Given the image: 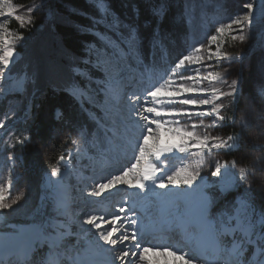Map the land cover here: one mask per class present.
<instances>
[{"label": "snow or ice", "instance_id": "snow-or-ice-1", "mask_svg": "<svg viewBox=\"0 0 264 264\" xmlns=\"http://www.w3.org/2000/svg\"><path fill=\"white\" fill-rule=\"evenodd\" d=\"M35 10L38 8L27 7L29 13ZM154 11L159 15L162 7ZM17 12L18 7L13 0H0V17H13L21 27L33 23L31 16L18 15ZM261 16L264 17V0ZM255 20L253 2H242L239 11L228 22L219 23L215 33L207 37L206 43L193 46L191 51L181 55L170 71L142 94L133 91L116 97L112 96L110 87L104 89L106 96L117 103L121 98L126 100L127 115L122 117V130L105 127L102 140L92 145L97 148L98 155L90 159L94 170L99 168V174L90 178L93 184L87 195L101 197L107 193L105 201L119 195V207L113 203L114 211L111 213L87 214L75 233L77 245L63 251L60 249L65 237L72 234L67 222L59 223L53 218L29 228H17L4 244L9 256L16 257L15 264H95L94 259L82 260L78 252L75 256L71 254L78 248L81 238L91 248L93 257H104L106 264H116V261L120 264H161L159 258H163V264H172L168 257L180 264H250L246 254L252 249L257 254L256 264H264V210H260L249 196L214 211L218 198L209 194L208 189L212 185L201 176L207 163L206 154L211 156L214 150L217 154L222 149L237 150L241 139V133L224 137L208 131L222 128L226 123H235L234 113L224 114L226 106L221 101L229 96L233 97L232 103H235L240 93L236 80L228 85L230 90L224 92L215 86L217 82L227 83L224 75L218 71H202V68L213 67L206 61L215 60L217 64L230 61L232 57L222 51V45L229 37L232 41L247 40L245 29ZM23 39L22 34L11 32L8 20L0 22V80L6 78V70H9L7 78L13 80L9 66L17 62L16 46ZM125 42L134 48L135 28L130 27ZM93 51L89 47L90 55ZM103 63L97 51L96 65L102 66ZM193 65L198 67L193 68ZM73 71L85 75L79 68ZM29 79L28 74L24 73L19 77V87L10 85L0 88V95L21 91ZM204 81L208 82L207 86ZM66 90L78 100L87 96L75 82L69 84ZM260 94L264 96V90ZM198 106L211 107L204 110ZM206 117L212 119L206 122ZM8 119V113H4L3 119H0V130H5L9 136L4 143L9 148L16 144L24 145L30 137L23 135L13 138L11 129L7 127ZM241 124L243 130L247 126L243 117ZM80 135L83 137V133ZM72 143L76 145L77 155L87 153V142L84 146L78 140ZM9 159L12 157L9 156ZM173 159L179 160L180 165L172 164ZM64 160L65 156L60 155L50 177L62 176L58 165ZM236 167L235 159L223 163L216 160L211 175L230 177L219 186L221 196L257 171L253 164L242 165L238 168L237 178L232 172ZM49 183L51 185L53 182L49 179ZM54 183L59 185V180ZM5 192V186L0 185V214L5 209H12L23 198L21 193L9 200ZM89 203L103 205L104 201L91 200ZM153 208L159 214V224H145L144 217ZM55 210L60 215L68 214L66 206L58 199ZM84 225L91 227L85 228ZM49 228L55 229L54 236L48 232ZM158 229L182 236L188 251L171 245L149 243L146 246V238ZM45 243L49 245L48 253L36 259L37 248ZM0 264L4 262L0 261Z\"/></svg>", "mask_w": 264, "mask_h": 264}, {"label": "rangeland", "instance_id": "rangeland-1", "mask_svg": "<svg viewBox=\"0 0 264 264\" xmlns=\"http://www.w3.org/2000/svg\"><path fill=\"white\" fill-rule=\"evenodd\" d=\"M88 1L94 5L97 10L95 15L91 17L93 23L91 31L103 41L104 46H91L94 51L91 55L89 54V57L86 59V61H90L86 63L90 69H80L85 73V75H81V81L86 85L81 83L82 85L80 84L79 86L84 89L87 96L82 100H77L86 116L91 118L93 122H91V126L76 125L73 129H70L66 121H63L55 129L62 137L71 139V142L73 140H78L82 146L87 142V153L77 155L76 145L72 143V147L69 151V153H71L70 162L68 157L67 160L61 162L59 166L62 170L63 177L47 176L43 182V191H41L42 183L40 179L30 176L25 172V167L20 159L19 153L15 151V146L12 148L7 147V144L4 142L9 140V136L5 134V130H0V164L2 168L6 167L12 172V176L10 175L8 179L11 182V187L8 188L9 181L3 184L6 188L5 195L10 200L23 193V198L18 201L16 205H13L12 209H5L3 213L0 214V226L5 220L12 219L20 222V224L17 225H14V223L10 224L11 227H15L16 230L23 224H38L39 222L36 221V213L39 200L43 197L42 193L46 194L45 192L51 188H54L53 193L49 196L52 199L55 216L53 218L59 223L67 222L69 230H72V227H74L75 233L79 231L80 225L87 214L95 213L97 215H102L106 212L111 213L114 211L113 203H115L116 207H119V202L121 200L119 195L110 198L108 201L104 199L105 196L108 195L107 193L101 197H88L87 195L93 184V180L90 178L99 174V168L96 167L94 170L93 163L90 159V157L98 155L97 148L92 145L96 143L97 140H102L105 127H117L122 130V117L127 115L126 100L121 98L119 103H117L112 97L106 96L104 89L110 87L112 89V96L121 97L124 95L123 90L126 89L125 85L133 81L131 83L133 86L130 87L133 88L132 91L142 94L146 89L152 87L161 77H164L166 72L170 71L171 67L174 66V63L181 55L187 54L191 51L193 46L206 43L207 37L215 33V28L219 23L228 22L230 17L239 11L242 2H248V0H176L178 6L177 13L179 19L184 22L186 34L181 45L175 46L174 48L168 46L165 40L166 37L163 38L160 42L161 49L156 51L161 65L157 68L150 69L141 62L140 52L136 45L137 42L134 48H130L128 43L125 42L128 36L123 37L120 33L113 35L112 31H108L117 29L116 26L119 22L111 16V8L106 0ZM251 2L254 4V12L257 11L261 14L262 0H251ZM13 3L18 7V15L32 17L33 23L31 25H33L36 20L45 25L54 15V13L50 11V5L48 7L33 1L28 7L38 8V10L29 13L27 12V7L21 6L18 0H13ZM13 19V17H0V22L8 20L11 32L14 34H22L24 37L23 41L16 46V53H18L16 58L17 61L21 57L20 52L27 40V36L25 33H19V31L11 28ZM98 24H105L108 29L104 32L95 29ZM19 28L26 29L27 26H20ZM245 31L248 34V39L244 42L232 41L229 37L226 43L222 45V51L228 53L232 57L230 61H220L219 64H217L215 60L206 61V64L211 63L213 67L210 69L202 68V71L221 72L227 83L217 82L215 86L220 87L224 92L230 90L228 85H230L233 80L238 82L237 88L240 94L237 99L240 100L241 110L235 117L234 125L243 135H241L239 147L237 149L240 151L238 154L239 159L236 160L237 167L232 169V172L238 178V168L240 166L246 164L255 165L257 169L255 175L249 176V179L245 180L244 183L249 186V181H251L250 187L256 188V194L264 204V96L260 94L261 90H264V17L261 16L258 21L255 20ZM119 36L121 40L118 39ZM97 51L99 57L104 62L102 66L96 65ZM40 53L42 52L39 51V54ZM12 65L13 64H10L9 69ZM26 65L29 66V74L27 72L25 73L30 77L27 83L32 84L36 76L33 60L28 57L26 59ZM192 67L196 68L198 66L193 65ZM92 71L101 72L103 77L92 79ZM8 75L9 70H6V78L0 80V88H7L10 85L14 88L19 87V77L21 74H10L13 80H9L7 78ZM243 76H245V80H243ZM13 81H15V83ZM203 83L205 86L208 85L207 81ZM26 84L21 91L14 90L7 95H0V98L5 97L4 100H6L5 113H8L9 116L7 127L11 129L13 138L16 134L17 126L11 124V122H14V119H17L15 122L26 120L28 117H31L32 113L29 109H26L24 113L20 114V116L18 115V113L22 111L24 96L28 89ZM246 86L251 90L250 93L244 91V87ZM225 97H223L222 100L225 99ZM85 104L93 106L97 111H92L90 107L85 106ZM190 107L195 108L197 106ZM198 107L204 110H210L211 106ZM45 116H48L47 111L45 112ZM242 117L247 124L243 130L241 124ZM1 119H3V115ZM193 119L196 118L193 117ZM211 119V117H206L205 121L208 122ZM113 121H115V125ZM185 122L187 123L188 121L185 120ZM95 123H97V125H95ZM223 128L224 127L209 129L208 131L213 135H223ZM200 131H203V129H200ZM81 133H83V137H81ZM109 135H111L110 132ZM31 147L36 154L41 156H46L50 150L49 145L38 141L32 142ZM226 151L227 150L222 149L219 150L217 154L216 150H214L211 156L207 154L205 156L207 163L201 171V176L204 177L209 185H212V187L208 189L209 193H211L212 190H219V186L230 179L229 176L214 177L211 175L212 171L215 170L216 160H220L222 163L224 161H231L228 159ZM9 156H11L12 159H9ZM121 163H123V161H121ZM171 163L176 166L180 165L179 160L176 161L173 159ZM116 167H119V165H116ZM49 179L53 182L51 185ZM57 180H59V185L54 183ZM60 186H62L61 189H59ZM231 189H233V187L229 190ZM59 193H66L65 200L58 198ZM57 199L66 206L67 215H60L56 212L55 204ZM91 200L104 201V204L93 205L89 203ZM177 203L180 202L177 201ZM159 219L160 217L157 212L152 216L148 213L144 217V223L158 225ZM84 227L89 228L91 226L84 225ZM0 231H2L1 228ZM5 232H8L7 235L9 236L15 233L14 230H7ZM48 232L53 236L55 235V229L49 228ZM74 237L75 243L77 244V236L75 235ZM149 243L152 245H171L188 251L183 237L164 230L161 232L158 229V232L156 231L154 234L150 235V239H148L145 245L147 246ZM87 246L88 244L81 238L79 241V247H82L80 250V253L82 252L81 254H83ZM104 247L107 246L105 245ZM118 247L120 246L118 245ZM253 250L254 249L250 250L246 254L250 260V264H256L257 254L252 257ZM48 251L49 245L46 243L43 247L37 248L35 258L39 259L48 253ZM208 254L211 256V252ZM159 259L161 264H163V258ZM167 259L171 261L172 264H180V262L174 261L172 257H168ZM4 264L8 263L4 261ZM116 264H120V262L116 261Z\"/></svg>", "mask_w": 264, "mask_h": 264}, {"label": "trees", "instance_id": "trees-1", "mask_svg": "<svg viewBox=\"0 0 264 264\" xmlns=\"http://www.w3.org/2000/svg\"><path fill=\"white\" fill-rule=\"evenodd\" d=\"M20 5L28 7L33 1L40 5L51 6L50 11L54 13L51 20L43 23L34 22L28 25L26 29H20L18 21L13 19L11 28L23 32L27 40L20 52L21 57L10 68V74H29V66L26 65V59L29 57L34 62L35 80L32 84L27 83L26 95L24 93V103L22 111L29 109L31 117L26 120L14 119L11 124L17 126L15 136L28 135L29 141L24 145H15V151L19 153L21 161L25 167V172L30 176L40 179L42 183L47 176H50L52 167L57 165L60 155L69 157V151L72 147L71 139L62 137L55 129L66 121L67 126L73 129L76 125L91 126V118L86 116L78 100L67 90V86L73 82L77 85L81 83V75L73 71L75 67L90 69L85 63L89 57L88 49L93 45L103 47V41L91 31L92 16L96 13V8L88 0H18ZM111 8V16L119 24L117 29H112L113 35L120 33L123 37L129 35V29L135 28L137 49L140 52L141 62L150 68L160 66L158 54L156 51L161 49L160 42L165 38L168 46L174 48L182 43L185 36L184 22L179 19L178 6L176 0H106ZM159 15L154 11L160 9ZM35 20V19H34ZM95 29L104 32L108 29L105 24H98ZM177 38V39H175ZM120 39V37H119ZM39 51L42 53L39 54ZM28 53V54H27ZM91 71V70H90ZM92 78H102L101 72L92 71ZM245 80V76H243ZM29 82V81H28ZM81 84V85H82ZM94 85V83H93ZM95 86V85H94ZM244 91L251 92L246 86ZM25 92V91H24ZM0 98V119L5 113L6 100ZM233 98L225 97L221 102L225 104L226 115H233L234 120L237 113L241 110L240 100L232 103ZM85 106L97 111L88 104ZM47 111L48 116H45ZM59 112V113H57ZM97 125V123H95ZM96 129V127H95ZM232 133H241L234 124L226 123L223 128V135L226 137ZM14 136V137H15ZM38 141L50 146L46 156L36 154L32 150V142ZM228 159L238 160V150H227ZM60 161L59 165L61 164ZM53 189H48L46 194L42 193L37 208L36 221L41 223L51 220L54 216L52 199L50 196ZM210 195L217 197V203L214 211H219L225 204H233L237 200L251 197L253 203L264 210V204L256 194L255 187L247 186L244 181L239 182L233 189L227 191L221 196L218 189L212 190ZM20 224L16 220H6L1 224L3 230H16L10 224ZM38 223V224H39ZM71 245H77L75 238H65L61 250L67 249ZM78 247L76 250H79ZM75 250V251H76ZM73 251L71 254H74ZM255 249L252 251V257L255 256Z\"/></svg>", "mask_w": 264, "mask_h": 264}, {"label": "bare ground", "instance_id": "bare-ground-1", "mask_svg": "<svg viewBox=\"0 0 264 264\" xmlns=\"http://www.w3.org/2000/svg\"><path fill=\"white\" fill-rule=\"evenodd\" d=\"M255 17H256V21H258L259 20V18L261 17V14H260V12L258 13L257 11L255 12ZM256 23H258V22H256ZM255 25H257V24H255ZM17 58V55H16V57H15V59ZM133 81H131V82H128V84L127 85H125V88L126 89H124L123 90V94L125 95V94H129V93H131V92H133L132 90H133V88H130V87H132L133 85H131V83H132ZM118 90V89H117ZM5 164H6V162H5ZM12 174V172L9 170V169H7L6 167H3L2 168V165L0 164V185H3V184H5V182H7V181H9L8 179H9V176ZM12 176V175H11ZM63 177V173H62V176H61V178ZM61 187L62 186H60L59 187V189H61ZM66 194V193H65ZM64 193H59V196H58V198H60V199H65V197H66V195H65ZM156 213V210L153 208L152 210H150L149 211V215H154ZM32 225H34V224H23V225H20V227H24V228H29L30 226H32ZM0 228H2L1 226H0ZM159 231H163V230H159ZM156 232V231H155ZM157 232H158V230H157ZM8 234V232H5V231H0V256H5V255H8V252L5 250V248H4V244H5V242L7 241V240H9L12 236H9V235H7ZM177 235H179V234H177ZM152 237V236H151ZM180 237H182V236H180ZM148 239H150V235L146 238V241H145V243H147L148 242ZM102 243V242H101ZM181 246H183V245H181ZM80 258L82 259V260H85V261H88V260H92V259H94L95 260V264H106V262H105V258L104 257H93V253H92V250H91V248L89 247V245L86 247V249L84 250V252H83V254H81L80 255ZM118 262V261H117Z\"/></svg>", "mask_w": 264, "mask_h": 264}]
</instances>
